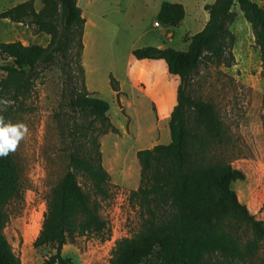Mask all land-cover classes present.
Returning a JSON list of instances; mask_svg holds the SVG:
<instances>
[{"label": "rangeland", "instance_id": "1", "mask_svg": "<svg viewBox=\"0 0 264 264\" xmlns=\"http://www.w3.org/2000/svg\"><path fill=\"white\" fill-rule=\"evenodd\" d=\"M249 1L264 9V0ZM25 2H31L36 12L43 7V0H0V13ZM163 2L183 6L185 18L179 27L168 28L158 21ZM213 2L80 0L78 7L87 22L82 37L86 51L83 49L79 59L76 47L72 48L67 59L56 58L40 68L31 95L19 107L12 108L5 125H23L27 129L15 150L10 151L19 171L20 197L7 205L3 230L21 264H44L52 255L50 248H33L46 202L66 173L69 156L87 157L93 139L109 175L108 198L99 201L108 233L76 239L63 247L62 257L70 259L71 264H109L115 243L140 232L147 218L145 210L129 200L130 194L142 186L136 154L170 142L168 118L175 95L166 96L165 108L159 107V115L147 98L146 84L130 87L126 77L130 50L161 46L184 52L189 38L207 22L203 7ZM234 12L236 20L229 27L234 37V64L228 68L201 64L189 83L188 95L211 104L223 122L225 139L212 156L243 173L244 180L233 183L232 189L249 213L264 222V72L251 29L237 7ZM13 42L46 47L49 36L35 33L31 26L0 19V43ZM6 63L0 59V65ZM3 76L0 72V79ZM177 84L176 78H169L170 91L175 92ZM83 92L109 104L107 118L112 132L102 134L97 120L72 108L70 102ZM187 124L193 125L190 113ZM77 180L92 197L87 182L80 176ZM143 264L157 262L152 257ZM208 264L229 263L210 257ZM245 264H264V244L255 258Z\"/></svg>", "mask_w": 264, "mask_h": 264}, {"label": "trees", "instance_id": "2", "mask_svg": "<svg viewBox=\"0 0 264 264\" xmlns=\"http://www.w3.org/2000/svg\"><path fill=\"white\" fill-rule=\"evenodd\" d=\"M42 4L39 12L25 2L0 13L1 20L25 24L49 36L46 47L0 43V59L7 62L0 65L4 75L0 79V126L6 125L14 106L29 98L40 68L56 58L67 59L75 47L76 57H81L85 21L77 0H43ZM234 7L251 29L264 72V9L249 0H214L205 5L207 22L189 38L184 52L153 47L131 52L137 61H162L178 86L168 118L170 142L136 154L142 186L129 200L145 210L147 218L134 237L115 243L109 264H143L152 257L157 264H208L210 257L245 264L264 244V222L249 213L232 189L233 183L244 180L243 173L212 156L225 139L223 122L211 104L188 95L189 83L201 64L227 68L234 64V37L229 31L236 20ZM157 18L174 29L183 22L185 11L181 4L163 2ZM70 105L97 120L102 134L113 131L107 118L109 104L94 94H78ZM189 113L192 127L187 124ZM262 131L264 140V115ZM91 142L87 157L69 156L67 171L46 202L33 243L34 249L53 251L44 264H71L62 257L63 247L78 238L108 233L99 201L108 198L109 175L101 164L99 145L95 139ZM78 176L87 182L92 197L81 188ZM19 197V171L9 152L0 156V264H21L3 234L5 209Z\"/></svg>", "mask_w": 264, "mask_h": 264}, {"label": "crops", "instance_id": "3", "mask_svg": "<svg viewBox=\"0 0 264 264\" xmlns=\"http://www.w3.org/2000/svg\"><path fill=\"white\" fill-rule=\"evenodd\" d=\"M79 2L80 0H77V6H79ZM86 25L87 22L85 21L84 29L86 28ZM157 48H163V47L159 46ZM83 49H85L86 51L84 45H83ZM133 50L134 49L130 50V56L128 59V69L126 71L127 84H129L130 87H135L137 84H141V83L146 84L148 86V88H146L148 93L145 91L147 94V98L155 104L156 111L160 115V110L165 108L166 96L171 94L173 97L176 93V91L175 92L170 91L168 87L169 78L171 76L169 77V75L167 74L166 66L162 61H152V60L137 61L131 55V52ZM174 105L170 107L169 113L172 111Z\"/></svg>", "mask_w": 264, "mask_h": 264}, {"label": "clouds", "instance_id": "4", "mask_svg": "<svg viewBox=\"0 0 264 264\" xmlns=\"http://www.w3.org/2000/svg\"><path fill=\"white\" fill-rule=\"evenodd\" d=\"M25 132L27 129L23 125L0 126V156H7L10 151H14Z\"/></svg>", "mask_w": 264, "mask_h": 264}, {"label": "built area", "instance_id": "5", "mask_svg": "<svg viewBox=\"0 0 264 264\" xmlns=\"http://www.w3.org/2000/svg\"><path fill=\"white\" fill-rule=\"evenodd\" d=\"M154 26H155V27H159V24H158V23H155Z\"/></svg>", "mask_w": 264, "mask_h": 264}]
</instances>
